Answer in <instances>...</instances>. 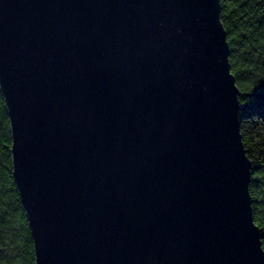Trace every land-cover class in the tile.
<instances>
[{
    "label": "water",
    "instance_id": "95a60500",
    "mask_svg": "<svg viewBox=\"0 0 264 264\" xmlns=\"http://www.w3.org/2000/svg\"><path fill=\"white\" fill-rule=\"evenodd\" d=\"M220 0H0V94L35 264H264Z\"/></svg>",
    "mask_w": 264,
    "mask_h": 264
},
{
    "label": "trees",
    "instance_id": "16d2710c",
    "mask_svg": "<svg viewBox=\"0 0 264 264\" xmlns=\"http://www.w3.org/2000/svg\"><path fill=\"white\" fill-rule=\"evenodd\" d=\"M230 71L238 89V122L251 161L252 217L264 251V0H220ZM11 133L0 94V264H35L24 208L12 175Z\"/></svg>",
    "mask_w": 264,
    "mask_h": 264
}]
</instances>
